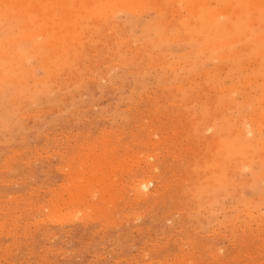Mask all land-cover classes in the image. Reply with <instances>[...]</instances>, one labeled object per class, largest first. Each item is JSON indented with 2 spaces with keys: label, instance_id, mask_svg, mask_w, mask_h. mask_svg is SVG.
<instances>
[{
  "label": "rangeland",
  "instance_id": "rangeland-1",
  "mask_svg": "<svg viewBox=\"0 0 264 264\" xmlns=\"http://www.w3.org/2000/svg\"><path fill=\"white\" fill-rule=\"evenodd\" d=\"M0 264H264V0H0Z\"/></svg>",
  "mask_w": 264,
  "mask_h": 264
},
{
  "label": "bare ground",
  "instance_id": "bare-ground-1",
  "mask_svg": "<svg viewBox=\"0 0 264 264\" xmlns=\"http://www.w3.org/2000/svg\"><path fill=\"white\" fill-rule=\"evenodd\" d=\"M150 1H151V0H150ZM152 1H153V0H152ZM171 1H172V0H171ZM157 2H158V1H157ZM124 3H125V2H124ZM124 3H123V4H124ZM131 3H132V2H130V4H129L130 6H131ZM172 3H173V2H172ZM119 4H120V3H119ZM134 4H135V3H134ZM138 4H139V3H138ZM170 4H171V3H170ZM252 4H253V3H252ZM120 5H121V4H120ZM127 5H128V3H127ZM127 5H126V6H127ZM129 5H128V6H129ZM132 5H133V3H132ZM111 6H112V4H111ZM117 6H118V5H117ZM133 6H134V5H133ZM135 6H136V5H135ZM168 6H169V5H168ZM172 6H173V4H172ZM183 6H184V5H183ZM194 6H195V5H194ZM118 7H119V6H118ZM154 7H155V6H154ZM173 7H174V6H173ZM175 7H176V6H175ZM116 8H117V7H116ZM135 8H136V7H135ZM137 8H138V7H137ZM140 8H141V7H140ZM162 8H163V7H162ZM182 8H183V7H182ZM182 8H181V9H182ZM106 9H107V8H106ZM143 9H144V8H143ZM151 9H153V8H151ZM160 9H161V6H160ZM131 10H132V9H131ZM133 10H134V9H133ZM173 10H175V9H173ZM222 10H223V9H222ZM100 11H103V10H100ZM178 11H180V10H178ZM218 11H219V10H218ZM106 12H107V11H106ZM134 12H135V11H134ZM170 12H171V11H170ZM172 12H173V11H172ZM176 12H177V11H176ZM108 14H109V13H108ZM174 14H175V11H174ZM213 15H214V14H213ZM91 18H92V17H91ZM163 20H164V19H163ZM163 20H162V21H163ZM168 22H169V21H168ZM162 24H163V23H162ZM113 26H114V25H113ZM113 26H112V27H113ZM118 26H119V25H118ZM112 27H111V29H112ZM114 27H115V26H114ZM109 30H110V28H109ZM104 31H105V30H104ZM106 33H107V32H106ZM126 34H127V33H126ZM37 35H38V34H37ZM119 38H120V37H119ZM117 39H118V38H117ZM175 40H176V39H175ZM175 40H174V41H175ZM114 41H115V40H114ZM122 41H123V40H122ZM110 43H111V42H110ZM142 48H143V47H142ZM115 49H116V48H115ZM134 54H135V53H134ZM94 55H95V54H94ZM92 56H93V55H92ZM80 65H81V64H80ZM110 65H111V64H110ZM87 66H88V65H87ZM173 88H174V87H173ZM166 102H167V101H166ZM173 104H174V103H173ZM150 114H151V113H150ZM168 118H169V117H168ZM261 118H262V117H261ZM257 120H258V119H257ZM240 121H241V120H240ZM192 124H193V123H192ZM185 126H186V125H185ZM242 128H243V127H242ZM248 131H249V130H248ZM153 132H154V131H153ZM238 132H239V131H238ZM176 133H177V132H176ZM236 133H237V132H236ZM239 133H241V131H240ZM222 135H223V134H222ZM240 135H241V134H240ZM229 136H230V135H229ZM162 137H163V136H162ZM98 138H99V137H98ZM212 138H213V137H212ZM165 139H166V138H165ZM98 143H99V142H98ZM109 145H110V144H109ZM84 146H85V145H84ZM110 147H111V146H110ZM21 149H22V148H21ZM209 149H210V148H209ZM108 150H109V149H108ZM209 152H212V151H209ZM221 152H222V151H221ZM84 153H85V152H84ZM94 153H95V152H94ZM200 153H201V152H200ZM197 154H198V153H197ZM101 155H103V154H101ZM133 155H134V154H133ZM134 156H135V155H134ZM148 156H149V155H148ZM123 157H124V156H123ZM254 157H255V156H254ZM98 158H99V157H98ZM100 158H101V157H100ZM121 158H122V157H121ZM86 159H87V158H86ZM123 159H124V158H123ZM209 159H210V158H209ZM89 160H90V158H89ZM107 160H108V159H107ZM231 160H232V159H231ZM90 161H91V160H90ZM92 161H94V160H92ZM120 162H121V161H120ZM126 162H127V160H126ZM131 162H132V161H131ZM199 162H200V161H199ZM109 163H110V162H109ZM115 163H116V162H115ZM78 164H79V163H78ZM90 164L93 165L92 162H90ZM95 164H96V162H95ZM191 164H192V163H191ZM116 165H119V164H116ZM83 166H85V165H83ZM96 166H97V165H96ZM98 166H100V165L98 164ZM91 167H92V166H91ZM93 167H94V166H93ZM108 167H109V166H108ZM230 167H231V166H230ZM82 168H83V167H82ZM88 168H89V167H88ZM96 168H97V167H96ZM113 168H114V167H113ZM119 168H120V166H119ZM78 169H79V168H78ZM80 169H81V168H80ZM90 169H91V168H90ZM92 169H93V168H92ZM97 169H98V168H97ZM97 169H95L94 172H96ZM115 169H116V168H115ZM87 170H88V169H87ZM87 170H85V171H87ZM99 170L102 171V169H99ZM99 170H97L98 173L100 172ZM82 171H83V170H82ZM77 172H78V171H77ZM89 172H90V171H89ZM103 173H104V172H103ZM106 173H107V172H106ZM109 173H110V172H109ZM79 174H80V172H79ZM79 174H78V176H79ZM88 174H89V173H88ZM95 174H96V173H95ZM82 175H83V174H82ZM82 175H81L80 177H82ZM91 175H93V174H91ZM91 175H88V176H91ZM101 175H102V174H101ZM76 176H77V175H76ZM88 176H87V177H88ZM103 176H104V175H102V178H104ZM109 176H110V175H109ZM92 177H93V176H92ZM147 177H149V175L146 176V179L148 180V184H149V183H151V181H152L153 178L151 179V177H150V180H151V181H150ZM199 177H200V176H199ZM85 178H86V177H85ZM155 178H156V176H155ZM69 179H70V177H69ZM78 179H79V178H78ZM83 179H84V178H82V180H83ZM87 179H88V178H87ZM106 179H107V177H106ZM146 179H145V181H146ZM185 179H186V178H185ZM200 179H201V178H200ZM75 180H77V179H75ZM84 180H85V179H84ZM92 180H94V179L92 178ZM92 180H91V181H92ZM102 180H103V179H102ZM102 180H101V181H102ZM138 180H139V179H138ZM140 180H141V179H140ZM77 181H78V180H77ZM80 181H81V180H80ZM80 181H78V182H80ZM85 181H86V180H85ZM85 181H84V182H85ZM91 181L89 180V182L87 181V183H90ZM94 181H95V180H94ZM111 181H113V180H111ZM111 181H110V182H111ZM186 181H187V180H186ZM74 182H75V181H74ZM95 182H97V181H95ZM95 182H94V183H95ZM140 182L143 183L142 180H141ZM72 183H73V181H72ZM75 183H76V182H75ZM75 183H74V185H76ZM85 183H86V182H85ZM82 184H83V183H82ZM82 184H80V185H82ZM113 184H114V183H113ZM115 184H116V183H115ZM144 184H146V186L148 185L147 182H144ZM144 184H142V185H144ZM66 185H67V184H66ZM71 185H73V184H71ZM77 185H78V183H77ZM90 185H91V184H90ZM138 185H139V184H138ZM140 185H141V184H140ZM142 185H141V187H143ZM88 186H89V185H88ZM112 186L114 187V185H112ZM128 186H129V185H128ZM78 187H79V186H78ZM78 187L76 186V187H74V188H78ZM80 188H85V187L81 186ZM80 188H79V189H80ZM92 188H93V187H92ZM103 188H104V187H103ZM118 188H119V186H118ZM138 188H139V186H138ZM89 189H90V187H89ZM77 190H78V189H77ZM98 190H99V189H98ZM69 191H70V190H69ZM73 191H74V190H73ZM79 191H80V190H79ZM79 191H77V193H78ZM100 191H101V188H100ZM106 191H107V190H106ZM135 191H136V190H135ZM138 191H139V190H138ZM142 191H144V190H142ZM142 191H140V194L142 193ZM146 191H147V190H146ZM146 191H145V192H146ZM87 192H89V190H88ZM65 193H66V192H65ZM79 193H80V192H79ZM103 193H104V192H103ZM105 193H106V192H105ZM106 194H107V193H106ZM136 194H137V193H136ZM138 194H139V193H138ZM140 194H139V195H140ZM55 195H56V194H55ZM57 195H58V194H57ZM61 195H62V194H61ZM70 195H71V194H70ZM72 195H73V193H72ZM74 195H75V194H74ZM82 196H83V193H82ZM113 196H114V195H113ZM74 197H75V196H74ZM74 197H72V198H74ZM191 197H192V196H191ZM68 198H69V197H68ZM72 198H71V199H72ZM76 198H77V196H76ZM78 198H81V195H79ZM61 199H62V198H61ZM82 199H83V198H82ZM107 199H108V198H107ZM72 200H73V199H72ZM77 200H78V199H77ZM79 200H80V199H79ZM109 200H110V199H109ZM98 201H99V200H98ZM55 202H56V201H55ZM61 202H62V201H61ZM102 202H104V201H102ZM101 205H102V204H101ZM54 206H55V205H54ZM59 207H60V206H59ZM91 207H92V206H91ZM77 209H78V208H77ZM81 209H82V208H81ZM92 209H94V208H92ZM55 210H56V209H55ZM75 211H76V210H75ZM96 211H97V210H96ZM105 211H106V210H105ZM92 212H93V211H92ZM85 213H86V212H85ZM58 215H59V214H58ZM49 216H50V215H49ZM116 220H117V219H116ZM181 263H182V262H181Z\"/></svg>",
  "mask_w": 264,
  "mask_h": 264
}]
</instances>
